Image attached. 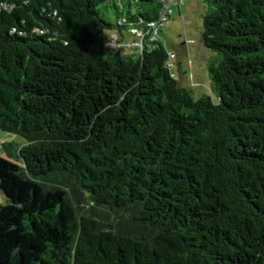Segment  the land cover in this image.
Segmentation results:
<instances>
[{"label": "trees", "instance_id": "trees-1", "mask_svg": "<svg viewBox=\"0 0 264 264\" xmlns=\"http://www.w3.org/2000/svg\"><path fill=\"white\" fill-rule=\"evenodd\" d=\"M165 1L0 0V264H264V0H202L216 100Z\"/></svg>", "mask_w": 264, "mask_h": 264}, {"label": "rangeland", "instance_id": "rangeland-1", "mask_svg": "<svg viewBox=\"0 0 264 264\" xmlns=\"http://www.w3.org/2000/svg\"><path fill=\"white\" fill-rule=\"evenodd\" d=\"M179 4V8L174 9L171 20L162 28L158 36L168 51L177 54L174 61L176 63L175 73L179 82H182V77L185 80L181 85L190 89L195 99L209 96L216 100L207 71V61L213 53L201 43L203 1L180 0ZM110 34L111 32H107L106 37L108 38ZM126 38L130 40L131 36L126 34ZM108 40L112 39L109 38ZM108 48L115 47L109 45ZM130 51L131 49L127 46L125 52L130 54ZM179 66H181L183 74H180ZM4 143L13 144L10 148V155L5 153ZM23 144L24 140L20 136L4 133L0 130L1 157L22 166L23 161L17 157L15 151ZM7 201V198L0 192V204L4 205Z\"/></svg>", "mask_w": 264, "mask_h": 264}, {"label": "built area", "instance_id": "built-area-1", "mask_svg": "<svg viewBox=\"0 0 264 264\" xmlns=\"http://www.w3.org/2000/svg\"><path fill=\"white\" fill-rule=\"evenodd\" d=\"M179 1L180 0H166L165 1V13L167 14H170V13H172V9H173V7L174 6H177L178 4H179ZM165 13H163L162 14V21L161 22H159L158 24H156V23H154V22H152V23H149V27H151V28H155V29H158V28H160L161 26H163L164 25V22H165ZM140 37H142V33H139L138 34ZM153 40H155V39H153ZM115 47H118L119 45L118 44H113ZM137 47H141V44L139 45V44H133V45H131V46H128V48L129 49H131V50H133V49H137ZM171 57L173 58L174 57V55H171ZM168 67L169 66H171V64L170 63H168V65H167Z\"/></svg>", "mask_w": 264, "mask_h": 264}, {"label": "crops", "instance_id": "crops-1", "mask_svg": "<svg viewBox=\"0 0 264 264\" xmlns=\"http://www.w3.org/2000/svg\"><path fill=\"white\" fill-rule=\"evenodd\" d=\"M127 41H128V40H127ZM129 41H132V37H131V39H130ZM177 64L180 65V63H178V62H177ZM179 71H180V74H181V73H182V68H181V66H179ZM182 74H183V73H182ZM181 77H182V76H181ZM183 79H184V78L182 77V78H181V81H182L181 83H182V84L185 82V80H183Z\"/></svg>", "mask_w": 264, "mask_h": 264}]
</instances>
